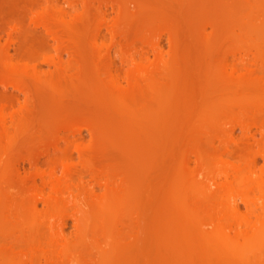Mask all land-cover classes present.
Masks as SVG:
<instances>
[{"label": "rangeland", "instance_id": "374dc122", "mask_svg": "<svg viewBox=\"0 0 264 264\" xmlns=\"http://www.w3.org/2000/svg\"><path fill=\"white\" fill-rule=\"evenodd\" d=\"M0 264H264V0H0Z\"/></svg>", "mask_w": 264, "mask_h": 264}, {"label": "bare ground", "instance_id": "6f19581e", "mask_svg": "<svg viewBox=\"0 0 264 264\" xmlns=\"http://www.w3.org/2000/svg\"><path fill=\"white\" fill-rule=\"evenodd\" d=\"M1 111L4 112L5 109H4V110L1 109ZM3 112H2V113H3ZM243 130H244V132H249V128H248V127H244ZM51 184H52V186H54V187L56 186L55 183H53V182H52ZM36 206H37V205H35V207H36ZM36 208H37V207H36ZM232 208H233L235 211H239V210H240V206H239V205H234ZM251 208H252V207L249 205V206H248V209H251Z\"/></svg>", "mask_w": 264, "mask_h": 264}]
</instances>
